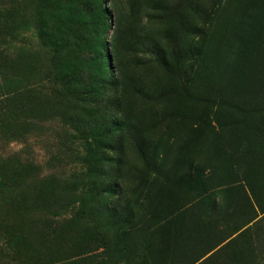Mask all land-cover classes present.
<instances>
[{
  "label": "trees",
  "instance_id": "1",
  "mask_svg": "<svg viewBox=\"0 0 264 264\" xmlns=\"http://www.w3.org/2000/svg\"><path fill=\"white\" fill-rule=\"evenodd\" d=\"M34 2L35 34L42 51L10 53L0 47V126L16 123L9 134L14 142H25L26 134L42 129L46 120L59 119L72 129L87 146V194L76 197L78 183L42 176L38 165L16 153L0 155V204L10 206L11 198L14 204L5 209L6 219L21 211L18 206L28 207L23 224L0 226V264H20L13 245L23 240L33 247L34 239L45 246L50 238L62 237L49 219L28 220L29 212L61 214L78 204L76 223L82 206L103 208L117 222L128 214L134 221L133 207L142 208L149 199L146 185L155 176L163 179L165 197L157 220L163 227H182L177 229L182 241L190 233L184 250H215L208 247L212 239L205 234L212 222L205 227L198 225L199 218L186 221L195 210L210 220L216 210L240 213L239 229L264 214V0L155 1L150 4L151 18L165 29L144 37L136 24L125 27L117 14L109 48V0ZM140 13L137 9L134 14L136 23ZM224 15L227 41L222 43L216 33ZM140 54L162 70V80L147 83L150 79L129 73L128 58L140 59ZM139 101L159 106V120L147 118ZM174 120L189 128L175 153L162 135L164 122ZM132 149L148 166L141 180L128 176L129 169L141 170L132 166L135 161H126ZM199 156L202 165L196 162ZM104 161L111 162V171H118V186L130 205L109 209L105 204L104 192L114 188L101 181ZM127 193L132 200H127ZM71 228L67 226V233ZM174 235L169 233L167 239ZM147 251L144 247L141 264H156L148 261ZM91 254L89 249L82 251ZM90 256L86 259L92 261ZM186 256L180 264H197L204 258L188 263ZM65 261L31 260L28 254L20 262Z\"/></svg>",
  "mask_w": 264,
  "mask_h": 264
},
{
  "label": "rangeland",
  "instance_id": "2",
  "mask_svg": "<svg viewBox=\"0 0 264 264\" xmlns=\"http://www.w3.org/2000/svg\"><path fill=\"white\" fill-rule=\"evenodd\" d=\"M35 0H0V47L3 52H27L35 53L41 52L42 49L38 46L37 37L35 34L34 19H35ZM111 7H109L111 17V31L110 35L106 37L108 48L110 47L111 36L114 29H116L115 16L120 15L125 27L130 24H136L138 32L144 37L153 36L165 29L161 21H155L151 18L150 4L152 2L162 0H109ZM137 9L141 10L138 23L135 22L134 14ZM113 10V11H112ZM115 11V12H114ZM116 14V15H115ZM233 15L231 13H227ZM227 16L220 17L216 37L224 43L226 40L227 28L225 21ZM194 23V22H193ZM3 49V50H2ZM109 50V49H108ZM111 53V50L109 52ZM140 54L139 58H128L127 68L132 76L139 75L142 79H150L149 82H156L158 79H163V72L159 71L155 65L148 62V58H143ZM143 61V62H142ZM113 64V63H112ZM157 78H154V77ZM140 102V107L147 111V118L150 120L154 118L159 120L157 113L161 109L159 106H147L143 101ZM181 110L183 107L180 108ZM59 119L46 120L43 123L42 129L34 131L31 134H26L27 140L25 142H14L9 139V134L16 129V123H6L0 126V155L7 157L11 154H18L24 161L32 162L41 168L40 174L42 176L56 175L65 181L76 182L77 193L76 197L83 198L87 194L86 183L88 182L87 171L88 166L84 163L87 156V146L84 140L78 139L75 132L59 122ZM184 124V125H183ZM183 125V126H182ZM171 129H174L172 134ZM189 128L185 123L174 120L164 122L162 127V135L164 139L169 140L171 151L175 153L186 140ZM78 136V135H77ZM75 138V140L73 138ZM110 156V153L106 154ZM132 166H138L141 170L135 172L132 169L128 170V176L133 178L137 176L140 180L146 173L148 168L146 162L139 161L137 154L129 150L126 161ZM198 165H202L201 157L196 158ZM104 178L102 182H107L114 188V192H104L105 204L110 208H120L130 205L123 199V195L118 186L117 176L118 171L114 169L111 171V162H102ZM157 171L163 168V164L159 163ZM155 176L147 186L149 199L143 202L141 207H133L131 220L130 215L124 217L121 222H117L115 215H105V209L82 206L78 222L76 223L75 215L79 208L75 204L71 210L67 212L48 213V212H29V219L37 220V218H47L52 225L58 228L59 233L57 237L49 239L45 246L42 242L33 240V247H28V240L21 241L22 245H13L17 254L15 257L20 264L28 254L31 260L42 258L50 263H56V259H66L67 264H127L134 262V264L142 263V250L144 247L148 249V261L156 264H180L183 254L186 253V262H193L201 259L197 264H264V214H259L258 219L249 225L239 229L242 219L240 213L227 214V211L221 209L216 210V216L212 220L208 214L204 217L200 216L195 211L186 221L192 223L198 219V225L208 227L205 234L210 235V243L208 247H214V251L206 254V249L195 250L193 247L182 249L183 244L187 241L189 243V232L186 234V241H182L177 236V229L182 227H163L157 220V214L160 203L164 201L163 179L156 180ZM129 178V177H128ZM164 178V177H163ZM110 179V180H109ZM156 180V181H155ZM109 182V183H108ZM1 185V177H0ZM122 189L126 190V186ZM1 191V188H0ZM162 191V192H161ZM9 194H11L9 192ZM18 194V192H17ZM13 195V194H12ZM13 197V196H12ZM127 200H132L127 193ZM220 203L221 200L217 199ZM10 206H2L0 204V226H17L26 217L24 210L27 206H18L21 211L16 213V216L6 219L5 209L13 207V198H11ZM120 204H124L121 206ZM108 209V210H109ZM112 212V211H111ZM14 213V212H13ZM91 214V218H88ZM77 216V215H76ZM192 218V219H190ZM27 220V221H28ZM88 220L91 222L89 223ZM178 226L180 221L177 220ZM210 222V223H209ZM67 226H72L70 232L67 233ZM238 228V229H237ZM131 232H138L135 237ZM169 233L175 234V237L167 239ZM53 236V235H51ZM50 236V237H51ZM2 236L0 237L1 241ZM209 239V240H210ZM226 239L225 242H223ZM206 241V238H205ZM90 255H82V251L86 249V245ZM0 245L4 247V242ZM205 248V247H204ZM106 249V250H105ZM105 252L104 254H102ZM100 255H106L100 256ZM88 256L92 258L86 259ZM140 256V258H139ZM72 257V258H71ZM87 260V261H83ZM90 260V261H89ZM21 261V262H20Z\"/></svg>",
  "mask_w": 264,
  "mask_h": 264
}]
</instances>
